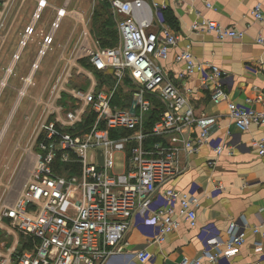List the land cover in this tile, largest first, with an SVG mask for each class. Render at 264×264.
<instances>
[{"label":"built area","instance_id":"2783aa9c","mask_svg":"<svg viewBox=\"0 0 264 264\" xmlns=\"http://www.w3.org/2000/svg\"><path fill=\"white\" fill-rule=\"evenodd\" d=\"M32 1L36 8L0 80L1 88H11L18 63L30 43L37 44L36 59L28 75L20 78L22 87L15 89L22 99L35 101L25 117L34 167L19 198L0 208V230L11 238V244L0 250V264H107L125 252L131 233H138L149 246H161L182 223L197 228L200 205L195 188L184 194L174 188L161 191V187L182 175L181 155L190 158L209 146L220 158L225 153L233 155L234 148L213 138L199 124L190 105L192 90L171 81L158 64L179 43L165 19L167 6L155 0H94L110 4L119 35L116 47L102 48L89 21L78 22L71 8L73 0H65L61 7L49 0H3L0 55ZM200 1L207 10L214 9L204 0L189 3L193 6ZM183 2L175 0L176 6ZM46 10L54 11L55 18L47 33L38 28ZM251 15L264 22L261 5ZM66 18L76 22L75 28L45 87L33 98L28 91L36 86L34 79ZM190 29L196 34H213L222 43L241 41L246 34L201 14ZM75 34L78 42L69 52ZM256 42L264 47L263 36ZM175 62L183 66L175 75L178 82L184 85L199 75L201 89L209 91L215 104L228 102L229 116L240 132L264 125L261 97L246 106L229 102L224 72L198 61L189 47ZM75 79H80L78 90L68 87ZM254 103H262V108L254 109ZM152 116L156 120L151 123ZM254 146L264 161V140L254 141ZM60 165L66 168L60 170ZM246 229L233 223L225 241L214 225H206L201 229V257H184L179 264L230 262L246 242ZM250 231L264 239V222ZM22 237L29 246L23 251ZM135 258L146 264L153 255L144 249Z\"/></svg>","mask_w":264,"mask_h":264},{"label":"crops","instance_id":"0c3cea01","mask_svg":"<svg viewBox=\"0 0 264 264\" xmlns=\"http://www.w3.org/2000/svg\"><path fill=\"white\" fill-rule=\"evenodd\" d=\"M56 1L49 0V3L61 7L65 2L63 0L60 4ZM204 1L211 3L214 9L207 10L202 1L192 6L189 0H184L183 4L176 6L175 0H155L156 3L167 6V11L172 13L175 26L171 27L179 36L178 46L171 50L166 61H160L159 64L171 81L192 90L190 105L199 124L205 127L213 138H220L226 145L234 148V154L225 153L218 158L211 147L204 146L193 157L181 155L179 166L182 175L167 181L161 191L174 188L187 194L195 188L200 205L197 209L198 227L192 228L189 224L182 223L161 246H149L138 233H131L126 239L125 252L111 258L107 264H141L136 260L135 253L144 249L153 255V260L146 264H179L184 257L198 259L203 252L201 229L212 224L226 241L228 230L233 223L247 227V237L239 253L225 264H264V239L250 231V228L264 222V161L254 146V141L264 140V125H254L249 132H240L229 116L228 102L215 104L209 91L201 89L199 75L184 85L175 78L176 73L183 68L175 62V57L189 47L198 61L213 64L224 72V90L229 102L246 106L249 100H256L258 97L264 101V47L256 42L258 37H264V22L255 21L251 15L257 5H261L264 13V0ZM100 3L102 2L95 3L94 0H73L71 8L77 14L78 22L88 20L92 27V19ZM35 8L36 3L30 2L25 16L31 17ZM76 10L82 15H78ZM49 13L53 15L54 11L49 10ZM199 14L224 27H234L246 32L243 40L222 43L213 34L192 32L190 27ZM69 20V28L72 27L73 30L76 22ZM25 25L27 21L26 24L21 21L20 31H24ZM80 31L81 25L77 32ZM76 34L70 45H76L78 42ZM32 46L34 48L25 56L29 63L36 59L37 44ZM8 58L9 55L6 61ZM20 72H23V69ZM3 78L4 75L0 73V80ZM15 89L13 86L6 89L0 87V143L5 145L4 149L0 150L1 176L11 172L14 162L22 156L20 152H15V145L30 143L31 131L25 132L24 129L21 133V125L16 122L22 98ZM251 106L261 109L262 103H254ZM192 135L195 137L197 131ZM1 238L11 241V238L0 230V242L6 245V241ZM203 264L214 263L205 261Z\"/></svg>","mask_w":264,"mask_h":264},{"label":"rangeland","instance_id":"374dc122","mask_svg":"<svg viewBox=\"0 0 264 264\" xmlns=\"http://www.w3.org/2000/svg\"><path fill=\"white\" fill-rule=\"evenodd\" d=\"M52 1H56V0H52ZM56 2L62 4L63 0H57ZM29 4L26 7H28ZM25 15H26V11L23 12V15H21L19 19V24L16 26L13 33L10 35L8 42H7L8 44L6 45L2 54L0 55V70H1L0 73L3 75L5 73V70L9 67V62L12 59L13 54L17 51V46H18L19 39H20L19 33L20 32L22 33V31H20V23L22 21V23L26 24V21L28 22V20L31 18L30 16L27 15L28 17H26ZM54 19H55L54 14L52 15L46 10L42 17V20L39 22L38 28L44 30L47 33L50 30L51 23ZM69 24H70V20L68 18H66L62 22L61 28L56 34L55 45L53 46L52 51H50L49 54L43 60L41 64V70L38 72V74L36 75L34 79V83L36 84V86L34 88H30V90L28 91L29 96L33 98H37L40 95V91H42V89L45 87L50 77V74L52 73L54 67L57 65L62 55L63 48L67 45L69 41L70 35L72 33V27L69 28ZM110 37L112 38V35H110ZM36 39L37 37H34L33 41H35ZM32 45L34 44L30 43V47L27 50V53L24 55L23 60L18 65V68L16 70L17 78L15 77L10 80L11 86L15 87L16 89H19L22 87V82H20L19 78L22 76L26 77L28 75L31 64L35 61L34 59L32 63H29L28 61L25 60V56L29 54L28 51H31L34 48V46ZM73 47H74V44L72 43L70 45L69 52L73 50ZM37 50L38 49H36L35 51V58L37 55ZM8 55H9V58L6 61V57ZM22 69H23V72H20ZM78 81H80V79H75L70 85H68V87L71 89H76V90L80 89L77 83ZM10 93L11 92H7V94H10ZM34 105H35V101L32 100L30 97H26L22 99V104L20 106V109H18V113L16 117V122L18 121V123H20L21 125L20 126L21 133L25 129V122L23 121V118L26 115H29L31 113ZM4 146H5L4 144L0 143L1 151L2 149H4ZM30 146H31L30 143H23V144L15 145L14 150L15 152L17 151L20 152V155H22L21 158H19L18 160L14 162V165H12L13 167L11 169V172L8 171L7 174L4 176H1V173H0V208L2 207V205H12L19 198L24 188L23 184L25 182L27 183V181L30 178L31 172L34 167V150H32V152H29L28 150ZM116 161L118 162V164L119 162H121V160H119V157H118V160ZM59 167H60V170H64L66 168L65 166H62V165H60ZM74 168L75 167H73V169ZM70 169L71 167L68 168V170ZM76 169L77 167L75 168V170ZM65 173H68V171H66ZM1 239L6 241L7 243L6 247L11 244L9 241H7V239H4V238H1ZM1 243L2 242H0V249L6 248L5 246H3L4 242L2 244Z\"/></svg>","mask_w":264,"mask_h":264},{"label":"trees","instance_id":"16d2710c","mask_svg":"<svg viewBox=\"0 0 264 264\" xmlns=\"http://www.w3.org/2000/svg\"><path fill=\"white\" fill-rule=\"evenodd\" d=\"M3 0H0V6ZM165 19L172 27L175 26V18L170 11H164ZM91 33L94 38L100 43L102 48H113L119 43V36L116 27V21L113 17L111 6L107 2H102L97 6L95 14L92 19ZM112 35V38L110 37ZM156 120L154 116L151 117V123ZM21 251L29 249L25 243V239L21 238Z\"/></svg>","mask_w":264,"mask_h":264},{"label":"water","instance_id":"95a60500","mask_svg":"<svg viewBox=\"0 0 264 264\" xmlns=\"http://www.w3.org/2000/svg\"><path fill=\"white\" fill-rule=\"evenodd\" d=\"M100 163H101V165H103V163H104L103 157H100Z\"/></svg>","mask_w":264,"mask_h":264}]
</instances>
